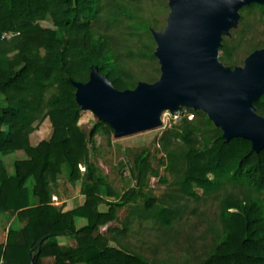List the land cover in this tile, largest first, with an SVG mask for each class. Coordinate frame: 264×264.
I'll list each match as a JSON object with an SVG mask.
<instances>
[{
  "label": "trees",
  "instance_id": "trees-1",
  "mask_svg": "<svg viewBox=\"0 0 264 264\" xmlns=\"http://www.w3.org/2000/svg\"><path fill=\"white\" fill-rule=\"evenodd\" d=\"M240 10L239 39L224 37L220 43L219 61L233 71L241 63L236 55L244 44L246 59L264 49V42L249 39L247 33L252 28L247 15L258 12L264 19V4L251 3ZM120 31L140 43V58L154 64L156 77L148 82L156 83L162 66L152 25L137 19L123 2L0 0V96L6 102L0 112V157L15 151L27 154L26 159L16 161L11 176L0 161V205L20 225L10 229L6 244L0 245V264H31L32 255H37V264H152L112 246L111 240L117 239L99 232L115 221L119 209L146 197L143 189L149 175H158L150 154L145 152L136 161V186L118 202L105 201L103 181L88 162L87 139L79 126L83 111L76 84H87L94 68L117 91L137 87L138 81L133 82L119 53ZM253 106L264 118V94ZM189 111L197 119H184L180 128L162 137L166 155L161 162L168 161L179 174L177 153L168 147L175 144L173 140L183 143L185 166L177 181L181 198L219 200L222 230L209 254L196 264H264V147L256 150L244 137L228 140L203 112ZM47 119L53 126L52 136L33 146L31 136ZM100 126L108 134L114 131L106 122ZM81 164L88 165L89 177L95 181L85 190V203L67 211L53 206L52 185L57 184L63 166L69 167L70 178L77 181ZM30 179L34 180L32 193L27 186ZM31 196L38 200L35 206ZM102 204L108 206L107 212L100 211ZM180 210L148 198L140 211L171 230L181 217ZM78 219L87 224L77 228ZM109 232L124 234L126 229L110 228ZM66 236L76 240L75 247L56 242Z\"/></svg>",
  "mask_w": 264,
  "mask_h": 264
},
{
  "label": "rangeland",
  "instance_id": "rangeland-1",
  "mask_svg": "<svg viewBox=\"0 0 264 264\" xmlns=\"http://www.w3.org/2000/svg\"><path fill=\"white\" fill-rule=\"evenodd\" d=\"M118 1L126 4L137 19L147 21L152 25V33L156 37L157 43L156 52L159 53L161 41L167 37L174 23V15L177 12L175 1ZM240 11L238 10L234 20L220 29L219 41L224 37L239 39L238 31L241 29L239 23ZM247 23L252 25V28L247 32L249 39L264 42V19L261 18L260 14L255 12L247 15ZM128 35L129 33L122 31L118 34L120 40L119 53L122 54L123 66L134 76L133 82L138 81L136 82L137 87L132 89L131 92L137 91L143 85L153 86L159 84L163 80V74L158 76L156 83L150 84L148 82L149 79L156 77L154 64L140 58V43ZM246 49L247 47L244 44L236 55L241 63L233 73L242 72L245 69L246 57L244 53L247 51ZM128 51L132 52V55L127 54ZM220 56L221 53L218 52V58ZM219 69L228 70L227 67L221 64ZM92 80L93 77L90 75V81ZM261 81L264 92V71L262 72ZM79 93L80 91L78 92L80 101ZM5 105L4 96H0V112ZM175 106L177 109L175 114H172V109L159 111L158 123L155 125L126 133L114 130L108 134L100 126V123L104 121L96 110L85 108L86 105L81 103L83 113L79 126L86 135L88 162L95 168L97 177H100L103 181L101 195L105 201L118 202L125 192L136 186L135 164L143 153L148 152L150 154L151 166L158 172L157 176L149 175L148 184L143 189L146 197H138L127 206L119 209L115 221L101 227L99 230L101 234L110 239L112 237L117 239L116 241L111 240L112 246L136 253L152 264H196L209 254L214 247L217 234L222 230L219 218V200L217 198L197 202L194 199L181 198L182 193H178L177 181L180 179V172L183 171L185 166V145L173 140L175 144L168 147L169 150L177 153L176 171H179V174L171 169L168 161L161 162L162 157L166 155L162 144L164 134L172 129L180 128L186 118L189 120L197 119V115L189 110L201 111L208 117L212 116L210 111L199 107L191 98L182 97ZM176 114L179 115L178 119H175ZM220 127L225 132L227 131L225 124L220 125ZM52 133L53 126L50 120L47 119L40 129L31 136V144L33 146L38 145L41 141L49 139ZM0 158L6 173L11 176L14 175L16 161L26 159L27 154L24 151L8 152ZM79 169L81 178L73 181L70 178L69 167L67 165L63 166L57 184L52 185L53 206L67 211L81 207L85 203V190L87 187L94 186L95 181L89 177L87 164H81ZM27 186L32 193L34 180L30 179ZM171 196L177 197L176 201H173ZM148 198L153 199L156 204L181 209V217L174 222L171 230L161 228V225L154 218L141 213L140 210L144 208ZM37 201L36 198L31 196L32 206H35ZM100 211L107 212L108 206L102 204ZM2 214L8 215L6 209L0 205V215ZM8 216V222L3 221V223H11L10 229L20 228L18 219L11 215ZM86 224L87 221L84 219H78L76 222L77 228H81ZM110 228L126 229V232L117 234L109 232ZM56 242L65 248L75 247L77 244L74 238L67 236L58 237Z\"/></svg>",
  "mask_w": 264,
  "mask_h": 264
},
{
  "label": "water",
  "instance_id": "water-1",
  "mask_svg": "<svg viewBox=\"0 0 264 264\" xmlns=\"http://www.w3.org/2000/svg\"><path fill=\"white\" fill-rule=\"evenodd\" d=\"M174 1L173 26L156 52L163 80L134 92H120L94 68L92 81L76 84L77 102L94 108L114 130L126 133L157 124L159 111L172 109L173 114L177 101L187 97L211 112L209 118L216 127L227 126L226 132L221 128L226 139L244 137L256 150L263 148L264 118L256 113L253 102L264 94V49L248 57L245 69L237 73L228 67L219 69L224 65L218 52L220 29L236 18L243 6L264 4V0ZM31 264H37V255H32Z\"/></svg>",
  "mask_w": 264,
  "mask_h": 264
},
{
  "label": "crops",
  "instance_id": "crops-1",
  "mask_svg": "<svg viewBox=\"0 0 264 264\" xmlns=\"http://www.w3.org/2000/svg\"><path fill=\"white\" fill-rule=\"evenodd\" d=\"M8 215L5 214L0 215V245L5 244L7 242L8 233L10 231L9 226L11 225V223L10 224L3 223V221L8 222V217H9ZM6 225H8L7 228ZM5 229L6 231H4Z\"/></svg>",
  "mask_w": 264,
  "mask_h": 264
},
{
  "label": "built area",
  "instance_id": "built-area-1",
  "mask_svg": "<svg viewBox=\"0 0 264 264\" xmlns=\"http://www.w3.org/2000/svg\"><path fill=\"white\" fill-rule=\"evenodd\" d=\"M5 36H6V35H5ZM175 113H176V112H175ZM175 113H174V114H175ZM177 114H178V113H177ZM177 114L175 115V119H178V118H179V115H177Z\"/></svg>",
  "mask_w": 264,
  "mask_h": 264
}]
</instances>
